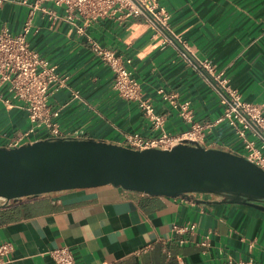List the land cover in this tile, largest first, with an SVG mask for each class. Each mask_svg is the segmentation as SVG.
I'll list each match as a JSON object with an SVG mask.
<instances>
[{
    "label": "crops",
    "instance_id": "0c3cea01",
    "mask_svg": "<svg viewBox=\"0 0 264 264\" xmlns=\"http://www.w3.org/2000/svg\"><path fill=\"white\" fill-rule=\"evenodd\" d=\"M159 5L183 45L169 41L145 17L98 19L80 32L34 15L27 38L31 49L67 78L48 101L59 111L63 137L123 146L136 133L175 135L189 127L178 109L184 102L194 122L213 123L222 113L220 95L200 61L223 72L244 102L264 111V0H159ZM28 11L20 0H4L0 28L19 33ZM92 43L130 61L141 98L163 117L161 129L153 127L137 102L113 90V73ZM27 126L24 110L0 103V147ZM204 135L205 148L246 156L227 123ZM215 200L150 196L113 186L23 198L0 208V244L12 247L0 255V264H54L49 252L60 247L70 249L73 264H264V213ZM187 224H195L193 232L173 233L174 225ZM205 235L208 247L200 244ZM181 238L186 242L181 244Z\"/></svg>",
    "mask_w": 264,
    "mask_h": 264
},
{
    "label": "built area",
    "instance_id": "2783aa9c",
    "mask_svg": "<svg viewBox=\"0 0 264 264\" xmlns=\"http://www.w3.org/2000/svg\"><path fill=\"white\" fill-rule=\"evenodd\" d=\"M4 0H0L2 3ZM29 11L19 33H13L7 27L0 28V103L7 109L18 108L26 113L28 126L21 133L9 137L3 147L17 148L41 140L80 139L65 138L60 131L57 118L59 111L49 105V97L58 89L65 87L67 78L56 72L54 66L31 49L27 40L33 27V17L39 13L51 24L67 23L72 28L82 31L98 19L109 17L137 18L145 17L161 32L169 36V41H182L169 28V14L159 5V0H20ZM81 24L78 25V24ZM93 50L99 59L113 73V90L126 101H135L144 111L155 129H161L163 117L154 112L153 106L141 98L140 85L132 77L128 65L113 51L92 43ZM184 48H188L184 45ZM209 81L218 89L222 113L216 121L199 124L193 121L189 111V103L178 106L180 116L189 127L181 133L171 135L161 130L154 138H143L132 134L123 146L136 150L170 149L177 143L190 141L205 146L204 134L213 126L227 123L241 139L249 161L264 170V111L261 105L244 102L239 93L228 86L223 72H215L207 61L198 62ZM159 92H162L161 90ZM77 96V93H74ZM247 132L253 139L248 138ZM195 224L173 226V233L184 236L193 232ZM209 235H205L201 246H209ZM185 243V238L179 240ZM12 251L9 243L0 244V255H8ZM54 264H73L74 258L68 247L52 249L49 252ZM238 264H253L239 262Z\"/></svg>",
    "mask_w": 264,
    "mask_h": 264
},
{
    "label": "water",
    "instance_id": "95a60500",
    "mask_svg": "<svg viewBox=\"0 0 264 264\" xmlns=\"http://www.w3.org/2000/svg\"><path fill=\"white\" fill-rule=\"evenodd\" d=\"M113 186L150 196H210L264 213V170L229 151L190 141L136 150L91 139L0 147V208L23 198Z\"/></svg>",
    "mask_w": 264,
    "mask_h": 264
}]
</instances>
